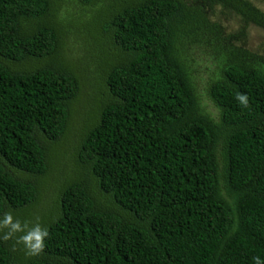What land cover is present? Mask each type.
Instances as JSON below:
<instances>
[{"label": "trees", "instance_id": "trees-1", "mask_svg": "<svg viewBox=\"0 0 264 264\" xmlns=\"http://www.w3.org/2000/svg\"><path fill=\"white\" fill-rule=\"evenodd\" d=\"M258 2L0 0V218L52 204L43 252L0 264H264Z\"/></svg>", "mask_w": 264, "mask_h": 264}, {"label": "rangeland", "instance_id": "rangeland-1", "mask_svg": "<svg viewBox=\"0 0 264 264\" xmlns=\"http://www.w3.org/2000/svg\"><path fill=\"white\" fill-rule=\"evenodd\" d=\"M258 5H260V7L264 9V3L263 2H258ZM210 17L211 18H218L219 17L221 19L222 23L228 29H230L231 31H235V32H237L236 30L241 29V26L243 25L242 19H240L238 16H236V15L235 16H233V15L224 16L223 15L221 17L220 16V13H219V10H217V9L215 10V12H214L213 15L210 13ZM245 31H246L245 33H246V36H247L248 48H250L253 51H257L260 54L261 57H264V30L263 29H260L258 27H255V26H253V25L250 24L246 28ZM98 89H99V86L97 87L95 84L93 86H90L88 88V90H89V96H90V98H91V100H92L93 103L95 102V97H96V94L98 92ZM77 104H78V107H79L80 104L83 105L82 102L76 103V105H75L76 107H77ZM205 104L213 112L214 109L211 106V104L208 103V102H206ZM78 124H79L78 115L74 111L73 118L71 119V123H70V127H69L72 130L69 132V135L72 133V131L75 129V127H78ZM67 148L68 147H66V149ZM66 149H65V151H66ZM69 152L70 151H68V153ZM59 153H61V151ZM59 153L55 154L56 157H58V154ZM61 155L62 154H60V156ZM68 155L69 154L63 153L62 157L60 158V161H62V163H59V161L56 160V162H55V168L56 169H55L54 176H56V177H58V176L62 177L60 175L61 171L65 170V169H68V166L63 164V162L64 163H67L68 162L67 161ZM54 176L52 174L51 176H49L45 180L43 179L41 181V184L44 186V188H43L44 190L41 191V194L42 195L40 196V199H53L55 197V194L57 192V188H59V183L54 179ZM47 201H45L44 203H42L41 205H39L37 207L27 206V207L20 208L19 210H21V211L19 213H18V210H16V211L15 210H11L10 212L12 213L14 219L20 220L22 224L25 223V222H27L28 225H29V228L35 226L37 223H39L41 225V227H42L43 223H45L43 221V217L44 216H42V212L47 211L49 208L52 207V204L51 203H46ZM2 219L0 218V220H2ZM6 232H7V229H3L2 231H0V234L4 235ZM19 235H22V233H18L17 234V237ZM15 239L16 238L14 237V240ZM13 247L17 251H20L21 252V257L26 252V250L24 249L23 245H18L17 244L16 246H13ZM18 263L19 262H16V264H18Z\"/></svg>", "mask_w": 264, "mask_h": 264}, {"label": "clouds", "instance_id": "clouds-1", "mask_svg": "<svg viewBox=\"0 0 264 264\" xmlns=\"http://www.w3.org/2000/svg\"><path fill=\"white\" fill-rule=\"evenodd\" d=\"M236 98L241 105L244 107L248 106V97L246 95L238 93ZM3 229H7V232L0 239L9 241L15 237V244L23 245L26 254L30 256L42 253L45 248V240L49 237L48 230L41 227L39 223L29 228L27 222L22 224L20 220L14 219L10 211L5 213L3 219L0 220V231ZM18 233H22V235L17 237ZM255 260L256 264H261L259 258H255Z\"/></svg>", "mask_w": 264, "mask_h": 264}]
</instances>
